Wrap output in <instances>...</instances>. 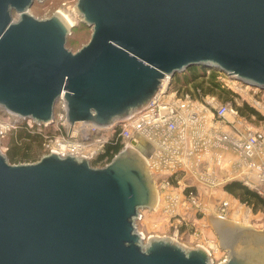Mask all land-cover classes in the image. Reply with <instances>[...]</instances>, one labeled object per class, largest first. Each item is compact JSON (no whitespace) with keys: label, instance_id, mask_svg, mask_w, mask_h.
I'll list each match as a JSON object with an SVG mask.
<instances>
[{"label":"water","instance_id":"95a60500","mask_svg":"<svg viewBox=\"0 0 264 264\" xmlns=\"http://www.w3.org/2000/svg\"><path fill=\"white\" fill-rule=\"evenodd\" d=\"M34 1L0 0V108L19 118L51 124L63 91L67 131L108 126L191 65L264 94V0H77L89 39L75 51L73 24L59 11L35 17ZM157 199L138 147L102 166L55 151L10 163L0 149V264H264V229L216 216L218 263L202 245L145 238L136 220Z\"/></svg>","mask_w":264,"mask_h":264},{"label":"built area","instance_id":"2783aa9c","mask_svg":"<svg viewBox=\"0 0 264 264\" xmlns=\"http://www.w3.org/2000/svg\"><path fill=\"white\" fill-rule=\"evenodd\" d=\"M220 73L223 77L216 79L222 88L228 87L246 105L264 112V102L255 97L261 88ZM167 81L145 107L108 126L74 124L67 131L63 91L56 100L53 122L49 125H38L0 108V113L10 119L0 122L1 135L7 128H16L23 122L31 132L52 126L51 132L43 134L42 146L46 152L85 156L92 165L106 145L119 144L120 150L124 146L138 147L143 151L157 190L153 210L159 209L161 215L173 221L172 236L176 237L181 221L204 212L202 199L208 190L219 187L223 191L226 182L237 180L263 194L258 183L264 182V129L252 128L239 116L233 95L230 101H220L196 88L191 96L178 93ZM242 208L243 214L250 213L247 203L221 198L215 215L226 219L230 212ZM216 245L204 246L210 257L219 249Z\"/></svg>","mask_w":264,"mask_h":264},{"label":"rangeland","instance_id":"374dc122","mask_svg":"<svg viewBox=\"0 0 264 264\" xmlns=\"http://www.w3.org/2000/svg\"><path fill=\"white\" fill-rule=\"evenodd\" d=\"M76 1L77 0H42L41 2L34 1L29 8V13L33 14L35 17L38 18L49 17L56 11H59L64 15H66L67 18L70 19L69 21L73 24L68 39L73 40L74 44L72 45L66 44V46L72 51L78 49L82 44L86 43L89 39V27L83 25V23L80 21V17L74 11V5ZM13 17L16 18L15 13H13ZM222 75L223 74L218 72L216 78L217 77L221 78L223 77ZM183 80H184L183 73L182 72L177 73V76L175 77L173 76V78L170 79L171 88L176 89L178 93L181 92L182 94L188 93L191 96L194 95L193 94L194 89L191 83L183 84L182 83ZM225 88L227 90L228 87ZM250 94H252V91H250ZM211 95H214L220 101H230V98H232L231 95H233L234 99L236 98L235 103L237 104V107L240 106L242 107L245 104L244 103L245 100L242 97L238 95H234L232 92H230V94L228 95L224 93L221 94L216 93ZM255 97L261 102H264L263 90L257 91ZM256 112H258L261 118L258 117V114H248L246 112L244 115L239 114V112L238 114L240 117L245 119L246 123L252 128L264 129V112L263 111L262 112L256 111ZM7 120H10L9 117L6 114L4 115L3 113H0V122L6 123ZM45 128H43L44 132L52 131V126ZM9 131L10 128H7L5 132L2 133L0 140L4 139L5 141H7V136ZM0 149L4 153L5 148L3 146H0ZM39 153H40L39 156L40 155L42 156L47 152L42 146V148L39 150ZM221 189L222 188L217 187V189L208 190V193L205 192L206 194L205 195L203 194L202 201L204 205V212L197 214V216L195 217L189 216L188 221L186 220L184 222L181 221V225L179 226V232L176 237L172 236L173 229L171 227V223L173 221L161 215L159 209L141 210L140 211L141 217L136 220L137 230L141 232L145 238L154 235L171 236L185 246L216 245L217 244L216 235L215 232L213 231L212 226L207 221V215L216 216L215 215L216 207L221 198H229L231 201H233L234 198L237 199L239 202H242L234 195L224 190L223 192ZM262 196H264V191ZM247 204L248 207L250 208V213L248 215L243 214L244 209L242 208L240 209V211L236 213L230 212L226 219L233 222H237L242 225H250L255 229H264V208H260V207L253 208L252 204L249 203ZM211 255L214 263H218L225 258L226 251L224 249L219 248L218 250L213 251Z\"/></svg>","mask_w":264,"mask_h":264},{"label":"trees","instance_id":"16d2710c","mask_svg":"<svg viewBox=\"0 0 264 264\" xmlns=\"http://www.w3.org/2000/svg\"><path fill=\"white\" fill-rule=\"evenodd\" d=\"M85 25V24H83ZM86 26V25H85ZM67 45L74 44L73 40L67 37ZM209 70L208 74H206ZM183 84L191 83L193 89L199 88L202 94H230L229 90L221 87V84L216 79L217 71L208 69L199 65H191L183 72ZM177 76V73L174 77ZM239 114H258L253 108L244 104L242 107H237ZM258 117L261 118V116ZM42 128H45L42 126ZM46 129V128H45ZM44 132H31L26 127L25 122L19 124L16 128H11L7 141L0 140V146L5 148V155L10 163L33 162L41 157L39 150L42 148L44 141ZM4 137V136H3ZM120 145H106L104 152L100 153L94 160L93 164H104L108 162L118 151ZM223 190L234 195L240 201L253 205V208H264V196L258 194L255 190L243 186L240 181L232 180L223 185Z\"/></svg>","mask_w":264,"mask_h":264},{"label":"bare ground","instance_id":"6f19581e","mask_svg":"<svg viewBox=\"0 0 264 264\" xmlns=\"http://www.w3.org/2000/svg\"><path fill=\"white\" fill-rule=\"evenodd\" d=\"M62 14H63V13H62ZM63 16L65 17V19H66L69 23H71V22L69 21L70 19L67 18L66 15L63 14ZM71 24H72V23H71ZM166 81H167V77L163 80V83H162L160 89H163V88H164V86H165V84H166Z\"/></svg>","mask_w":264,"mask_h":264},{"label":"crops","instance_id":"0c3cea01","mask_svg":"<svg viewBox=\"0 0 264 264\" xmlns=\"http://www.w3.org/2000/svg\"><path fill=\"white\" fill-rule=\"evenodd\" d=\"M212 216V215H211ZM208 221V220H207ZM214 231V230H213Z\"/></svg>","mask_w":264,"mask_h":264}]
</instances>
